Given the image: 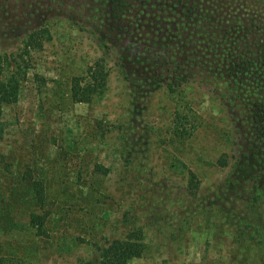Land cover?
I'll return each mask as SVG.
<instances>
[{
    "label": "rangeland",
    "instance_id": "374dc122",
    "mask_svg": "<svg viewBox=\"0 0 264 264\" xmlns=\"http://www.w3.org/2000/svg\"><path fill=\"white\" fill-rule=\"evenodd\" d=\"M36 29L0 264H97L134 228L129 264H264V0H0L1 52Z\"/></svg>",
    "mask_w": 264,
    "mask_h": 264
},
{
    "label": "trees",
    "instance_id": "16d2710c",
    "mask_svg": "<svg viewBox=\"0 0 264 264\" xmlns=\"http://www.w3.org/2000/svg\"><path fill=\"white\" fill-rule=\"evenodd\" d=\"M43 29H36L30 32L23 40L20 52L8 54L0 51V139L4 132V121L2 111L4 106L17 102L22 87V82L26 78L30 67L29 60L30 49L41 47L42 39L45 38ZM14 62V66H12ZM95 67L89 74H98ZM107 78V77H106ZM105 87L101 84L100 89ZM75 95V94H74ZM84 96L86 94H83ZM83 96V97H84ZM199 181L193 172H189L188 187L191 189L198 185ZM144 235L140 228L130 230L123 238H115L103 247H99V256L97 264H129L133 258L142 255L145 249L143 242Z\"/></svg>",
    "mask_w": 264,
    "mask_h": 264
}]
</instances>
